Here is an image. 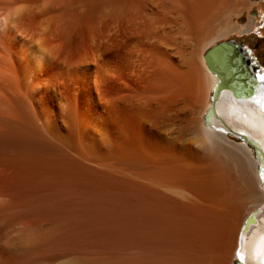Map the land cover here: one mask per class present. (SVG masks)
Masks as SVG:
<instances>
[{
    "label": "bare ground",
    "instance_id": "6f19581e",
    "mask_svg": "<svg viewBox=\"0 0 264 264\" xmlns=\"http://www.w3.org/2000/svg\"><path fill=\"white\" fill-rule=\"evenodd\" d=\"M253 6L0 0V264H264Z\"/></svg>",
    "mask_w": 264,
    "mask_h": 264
},
{
    "label": "rangeland",
    "instance_id": "374dc122",
    "mask_svg": "<svg viewBox=\"0 0 264 264\" xmlns=\"http://www.w3.org/2000/svg\"><path fill=\"white\" fill-rule=\"evenodd\" d=\"M253 2L254 6L240 18V22L244 26L247 22V15L252 14L257 17L256 21L259 23L257 28L251 32H236L223 40H229L245 47L250 64L253 63L252 56L255 54L259 59L260 70L264 73V0H253Z\"/></svg>",
    "mask_w": 264,
    "mask_h": 264
},
{
    "label": "water",
    "instance_id": "95a60500",
    "mask_svg": "<svg viewBox=\"0 0 264 264\" xmlns=\"http://www.w3.org/2000/svg\"><path fill=\"white\" fill-rule=\"evenodd\" d=\"M243 48V47H241ZM218 49H228V50H232L234 52H236V56L237 58H241V53H240V48H239V44L238 43H234L232 41L226 40V41H222L219 42L217 45H215L213 48H211L207 53H206V58L209 60L211 55ZM248 64V63H247ZM240 65V64H239ZM239 65L236 59L232 58L231 62L227 64V68L229 69L228 72L226 73L227 75L225 76L224 79H226V82L229 86H231V88L234 90L235 94H247V92L249 93L251 90V76L245 75V73L243 71L240 70L239 72ZM210 66L212 67V65L210 64ZM244 66L246 67V63L244 64ZM230 72V73H229ZM228 74H234L233 79L231 81H228L230 79ZM223 83V81H222Z\"/></svg>",
    "mask_w": 264,
    "mask_h": 264
},
{
    "label": "flooded vegetation",
    "instance_id": "af4514ba",
    "mask_svg": "<svg viewBox=\"0 0 264 264\" xmlns=\"http://www.w3.org/2000/svg\"><path fill=\"white\" fill-rule=\"evenodd\" d=\"M244 51H245V49H244ZM252 57L251 58L253 59V64L256 66V69L259 70V71H262V70H260V67H259V64H258V62H259L258 57L255 54Z\"/></svg>",
    "mask_w": 264,
    "mask_h": 264
},
{
    "label": "snow or ice",
    "instance_id": "6c2138e0",
    "mask_svg": "<svg viewBox=\"0 0 264 264\" xmlns=\"http://www.w3.org/2000/svg\"><path fill=\"white\" fill-rule=\"evenodd\" d=\"M261 79H264V77H261Z\"/></svg>",
    "mask_w": 264,
    "mask_h": 264
}]
</instances>
